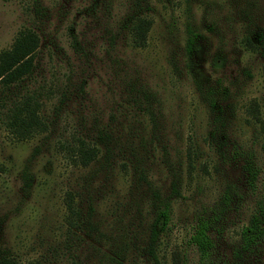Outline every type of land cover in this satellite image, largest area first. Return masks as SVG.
Segmentation results:
<instances>
[{"label":"rangeland","instance_id":"rangeland-1","mask_svg":"<svg viewBox=\"0 0 264 264\" xmlns=\"http://www.w3.org/2000/svg\"><path fill=\"white\" fill-rule=\"evenodd\" d=\"M135 12L152 21L144 46L126 25ZM189 24L199 31L191 53ZM25 28L40 35L33 70L0 81V255L110 264L106 252L122 248L120 264H176L178 252L198 264L188 242L196 218L229 185L245 189L226 151L252 149L264 168L250 107L258 101L264 118V0H0V51ZM218 85L213 107L207 89ZM27 97L46 128L20 136L10 122ZM79 138L110 150L85 167ZM68 192L86 216L81 227L69 222ZM158 195L172 213L156 261L148 245ZM253 204L245 195L212 235L227 264H241L232 253Z\"/></svg>","mask_w":264,"mask_h":264},{"label":"trees","instance_id":"trees-1","mask_svg":"<svg viewBox=\"0 0 264 264\" xmlns=\"http://www.w3.org/2000/svg\"><path fill=\"white\" fill-rule=\"evenodd\" d=\"M125 21L133 37L132 41L138 46L146 45L148 32L152 25L151 19L135 12L131 13ZM188 34L186 50L191 53L199 37V31L189 24ZM260 37L263 39L264 34ZM248 43L251 44L250 41ZM39 47L40 35L30 28L22 29L11 48L0 51V81L5 84H11L30 74L33 70L35 56ZM207 92L210 96L211 105L213 107L218 105L216 100L220 98V94L223 92L222 88L219 85L210 86ZM32 99V97L25 98L12 115L13 118L10 124L20 136H28L46 128L38 109V103L32 101ZM250 107L258 112L255 117L264 131V118L259 115L261 110L260 103L253 101ZM102 132H104V136L107 139H110L111 129L103 128ZM117 138L119 137L117 136ZM75 149L79 161L85 167L91 165L95 160L106 156V153L110 150L107 148V152H105L97 143H90L85 138L77 140ZM261 150L264 154V140L261 143ZM224 160V163L233 161L240 165L244 176L245 189L240 191L237 187L229 185L222 193L220 201L206 211L204 215L196 218V223L193 225V233L188 242L198 250V264H227V260H224L212 235L215 232L222 233L223 222L227 213L235 205H242L244 196L249 194L254 197V204L248 220L241 228L240 242L233 249L232 254L233 258L241 264H264V187L261 186V176L264 168L260 165L257 154L252 149L234 147L226 151ZM1 169L2 163L0 160ZM173 187V191L177 193L176 185ZM157 200L158 202L154 206V219L150 227V244L148 245V253L156 261H158V255L155 244L159 240L160 232L168 228L172 213V202L168 197L163 198L158 195ZM66 201L69 222L75 227H81L78 222L83 216L85 220L86 216L77 204L76 196L73 192L67 193ZM124 252L122 248L115 250L114 255L106 252L109 256V263L120 264V257L123 256ZM174 262L176 264H187L184 253H176ZM0 264H16V259L7 255H0Z\"/></svg>","mask_w":264,"mask_h":264}]
</instances>
